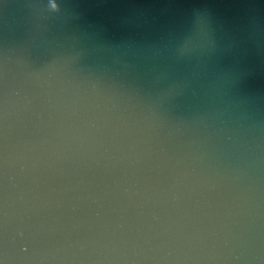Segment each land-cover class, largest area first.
Listing matches in <instances>:
<instances>
[{
    "label": "water",
    "instance_id": "1",
    "mask_svg": "<svg viewBox=\"0 0 264 264\" xmlns=\"http://www.w3.org/2000/svg\"><path fill=\"white\" fill-rule=\"evenodd\" d=\"M0 264H264V0H0Z\"/></svg>",
    "mask_w": 264,
    "mask_h": 264
}]
</instances>
